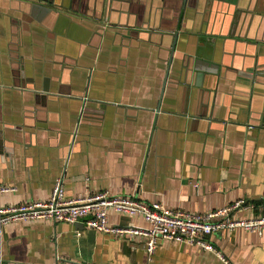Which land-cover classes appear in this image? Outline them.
I'll use <instances>...</instances> for the list:
<instances>
[{
    "label": "crops",
    "instance_id": "1",
    "mask_svg": "<svg viewBox=\"0 0 264 264\" xmlns=\"http://www.w3.org/2000/svg\"><path fill=\"white\" fill-rule=\"evenodd\" d=\"M0 206L101 192L190 214L264 199V0H0ZM258 207V208H257ZM116 227L143 217L108 212ZM208 240L264 264V231ZM13 222L1 264H224L197 247Z\"/></svg>",
    "mask_w": 264,
    "mask_h": 264
},
{
    "label": "built area",
    "instance_id": "2",
    "mask_svg": "<svg viewBox=\"0 0 264 264\" xmlns=\"http://www.w3.org/2000/svg\"><path fill=\"white\" fill-rule=\"evenodd\" d=\"M15 188L0 186L1 193H13ZM256 204L244 200L204 214H190L170 210L161 204L147 205L132 198L110 197L101 192L81 199H67L63 180H56L47 201L25 203L18 206H0V235L2 228L13 222L53 220L71 225L82 224L96 232L115 236H143L147 238L146 251L151 258L160 241H170L192 246L213 253L224 264H230L208 240L218 233L236 229L264 231V199L258 205L263 211L250 218L239 217L241 213H254ZM257 207V208H258ZM143 217L148 230L132 227L110 226L108 212ZM1 264V260H0Z\"/></svg>",
    "mask_w": 264,
    "mask_h": 264
},
{
    "label": "water",
    "instance_id": "3",
    "mask_svg": "<svg viewBox=\"0 0 264 264\" xmlns=\"http://www.w3.org/2000/svg\"><path fill=\"white\" fill-rule=\"evenodd\" d=\"M0 151H1V144H0Z\"/></svg>",
    "mask_w": 264,
    "mask_h": 264
}]
</instances>
